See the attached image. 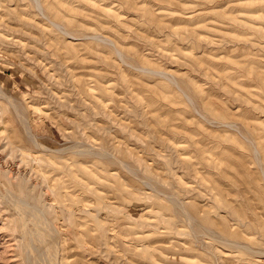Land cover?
I'll return each mask as SVG.
<instances>
[{
  "label": "rangeland",
  "instance_id": "rangeland-1",
  "mask_svg": "<svg viewBox=\"0 0 264 264\" xmlns=\"http://www.w3.org/2000/svg\"><path fill=\"white\" fill-rule=\"evenodd\" d=\"M0 264H264V0H0Z\"/></svg>",
  "mask_w": 264,
  "mask_h": 264
},
{
  "label": "bare ground",
  "instance_id": "bare-ground-1",
  "mask_svg": "<svg viewBox=\"0 0 264 264\" xmlns=\"http://www.w3.org/2000/svg\"><path fill=\"white\" fill-rule=\"evenodd\" d=\"M22 19H24V18H22ZM16 25H17V24H16ZM10 26H13V25H10ZM17 26H18V25H17ZM17 26H16V27H17ZM18 27H19V26H18ZM20 27H21V26H20ZM14 28H15V27H14ZM11 29H12V28H11ZM15 29H16V28H15ZM22 29H23V27H22ZM14 31H16V30H14ZM26 35H27V34H26ZM7 36H9V35H7ZM8 38H12V37H8ZM15 40H17V39H15ZM52 40H53V39H52ZM12 41H14V40H12ZM18 41H19V40H18ZM49 41H50V38H49ZM52 42H53V41H52ZM54 43H55V42H54ZM53 45H54V44H53ZM66 45H67V44H66ZM59 46H60V45H59ZM57 47H58V46H57ZM67 47H68V46H67ZM77 47H78V46H77ZM77 47H76V48H77ZM7 55H8V54H7ZM78 62H79V61H78ZM219 75H220V74H219ZM76 82H77V81H76ZM76 82H75V83H76ZM78 84H79V82H78ZM75 85H76V84H75ZM79 86L82 87V85H80V84L78 85V87H79ZM84 86H86V85H84ZM78 87H77V88H78ZM86 87H87V86H86ZM87 88H88V87H87ZM88 89H89V88H88ZM246 89H247V88H246ZM78 90H79V89H78ZM78 90H77V91H78ZM89 90H90V89H89ZM87 92H89V91H87ZM91 92H92V91H91ZM85 93H86V92H85ZM92 93H93V92H92ZM86 95H87V94H86ZM89 96H90V94H89ZM87 97H88V96H87ZM92 97H93V96H92ZM88 98H89V97H88ZM221 104H222V103H221ZM223 106H224V105H223ZM43 237H44V236H43ZM42 241H43V240H42Z\"/></svg>",
  "mask_w": 264,
  "mask_h": 264
}]
</instances>
